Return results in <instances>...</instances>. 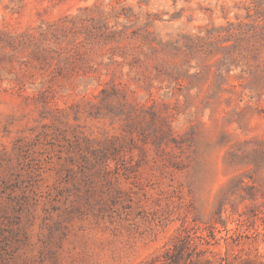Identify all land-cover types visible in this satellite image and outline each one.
Wrapping results in <instances>:
<instances>
[{
  "label": "rangeland",
  "instance_id": "obj_1",
  "mask_svg": "<svg viewBox=\"0 0 264 264\" xmlns=\"http://www.w3.org/2000/svg\"><path fill=\"white\" fill-rule=\"evenodd\" d=\"M262 30L264 0H0V264H264Z\"/></svg>",
  "mask_w": 264,
  "mask_h": 264
},
{
  "label": "trees",
  "instance_id": "obj_2",
  "mask_svg": "<svg viewBox=\"0 0 264 264\" xmlns=\"http://www.w3.org/2000/svg\"><path fill=\"white\" fill-rule=\"evenodd\" d=\"M262 33L261 34H254V37L255 38H260V39H263L264 40V30L261 31ZM258 56V53L256 50H254V53H253V58H256ZM179 258L178 254L176 253L174 258L172 260L174 261H177V259Z\"/></svg>",
  "mask_w": 264,
  "mask_h": 264
}]
</instances>
